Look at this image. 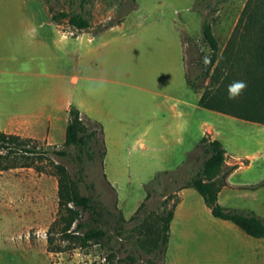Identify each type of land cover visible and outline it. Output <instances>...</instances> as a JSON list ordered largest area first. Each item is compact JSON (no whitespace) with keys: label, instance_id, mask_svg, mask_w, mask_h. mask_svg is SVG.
I'll use <instances>...</instances> for the list:
<instances>
[{"label":"rangeland","instance_id":"374dc122","mask_svg":"<svg viewBox=\"0 0 264 264\" xmlns=\"http://www.w3.org/2000/svg\"><path fill=\"white\" fill-rule=\"evenodd\" d=\"M247 1L0 0L1 36L10 38L13 57L0 103L5 96L19 113L54 121L16 135L29 146L69 153L16 154L18 167L0 171V264H241L253 245L264 253V238L213 218L195 190L177 191L206 158L199 146L205 123L218 128L234 159L252 156L249 168L226 179L231 192L222 204L264 219V128L198 108L203 91L216 93L218 85L187 83L211 58L202 23L210 24L219 56ZM60 13L79 14L88 26L53 20ZM69 106L88 133L97 131L78 149L63 147ZM56 164L72 179L81 169L92 186L78 192L90 197L95 221L89 211L80 221L107 232L100 243L81 247L76 223L69 237L61 234L67 213ZM180 200L162 253L164 218Z\"/></svg>","mask_w":264,"mask_h":264},{"label":"trees","instance_id":"16d2710c","mask_svg":"<svg viewBox=\"0 0 264 264\" xmlns=\"http://www.w3.org/2000/svg\"><path fill=\"white\" fill-rule=\"evenodd\" d=\"M52 18L55 21L61 18L67 19L71 26L80 30L88 26L87 21L79 14L60 13ZM201 34L210 49L211 58L196 79L189 80L187 83L193 87L198 79H209L210 85H218V87L216 93L210 92L212 86L206 88L198 100V105L240 120L264 125V0L247 1L226 47L219 56L218 41L212 34L211 26L207 20L202 23ZM235 80L245 81L247 87L238 98L230 100L227 88ZM95 124L99 126L102 133V127ZM96 136V130L87 132L79 111L70 108L63 147L78 149ZM199 146L206 158L203 159L196 172L177 188V191L186 188L195 190L213 218L232 223L251 238L263 239L264 219L250 212L224 208L218 203L219 192L227 186L226 177L238 167L236 165L228 166L225 163L226 151L218 140L203 136ZM49 152L59 158L69 156L65 149L52 148L44 151L29 146L28 142L19 136L0 132V164L3 165V167L1 165L0 171L18 167L14 157L16 154L37 156L40 153L48 154ZM53 168L58 176L59 205L62 208L61 211L67 213L66 217L62 218L64 226L61 229V234L69 237L70 228L72 224L76 223L75 229L82 234L80 237L81 247L84 248L90 243H100L107 237V232L80 221L82 212L89 211L93 221H95L94 216L97 215L90 197L80 195L78 192L80 185H83L87 190L92 189L91 185L85 183L82 170L78 169L76 177L72 179L63 166L56 164L53 165ZM164 174L166 175V172ZM155 178L157 180L154 183H160L159 174ZM178 202L173 204V209L164 218L163 234L160 237L162 253L168 244L170 223ZM51 241L49 236L48 243L50 244ZM129 264H134V262L131 261Z\"/></svg>","mask_w":264,"mask_h":264},{"label":"crops","instance_id":"0c3cea01","mask_svg":"<svg viewBox=\"0 0 264 264\" xmlns=\"http://www.w3.org/2000/svg\"><path fill=\"white\" fill-rule=\"evenodd\" d=\"M5 26H6V22L2 21L0 18V86H2V87H5L6 85L8 86L9 83L11 82V74L12 73H11V64L10 63L13 61L10 38L8 39L6 37L1 36L2 32L4 33ZM1 28H3V30H1ZM89 41L92 42L93 39L89 40ZM199 98L196 101V103H197L196 106H198V108H201V109H204L207 111H211V110L202 108L198 105ZM1 102L2 103H0V132H2L4 134L19 135V134L36 132L38 128H42L45 124H48V123L52 124L54 122V121L48 120V121L42 123V120L39 119L41 116L40 115L38 116L36 113H31L29 115L19 113L21 111V108H19L17 106H13L10 98L6 100L5 96L3 97V100ZM70 108H74V107L69 106L67 108V110H66L67 116H68V111ZM211 112L213 114H215L214 116H220V117L222 116V117H225L227 119L238 121L242 124L264 128V125H262V124L240 120V119H237V118H234V117H231V116L219 113V112H215V111H211ZM200 129H201V136L200 137H203L204 133H208L211 136L212 140H218L223 146V142L220 138L222 135H221L220 131H218L217 127L210 126V125L207 126L205 123H202L200 125ZM223 148H224V146H223ZM224 150H225V148H224ZM251 157L252 156L244 155L238 159H234V156H231L230 154H227V152H226L225 163L228 166L240 165L234 171H238V170L244 169V168L247 169L250 167L249 160L251 159ZM242 159L246 160V163L248 164L247 166L243 165V162H241ZM234 171H233V173H234ZM229 175L226 177V179H228ZM226 183H227V186L224 187L218 194V202L224 208L229 209V208H231L230 206H227V204H222V202H221L222 199H224V198L226 200L228 198L227 195H229V192H231V190H228L230 184L227 182V180H226ZM182 191L183 190H181L179 192V195L182 194ZM181 206H182V201L178 202L177 206L175 207V210L173 212V218H172V221L170 223L171 226L174 223L176 216H177V213H178V210L181 208ZM231 209H233V208H231ZM259 240H261V239H259ZM241 264H264V253L263 252H257L255 249V245H253L250 248L248 254L246 255V258L243 260V262Z\"/></svg>","mask_w":264,"mask_h":264},{"label":"clouds","instance_id":"9594fccd","mask_svg":"<svg viewBox=\"0 0 264 264\" xmlns=\"http://www.w3.org/2000/svg\"><path fill=\"white\" fill-rule=\"evenodd\" d=\"M247 84L243 80H235L228 85L227 92H228V99H236L238 98L241 93L246 89Z\"/></svg>","mask_w":264,"mask_h":264}]
</instances>
